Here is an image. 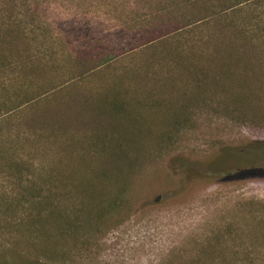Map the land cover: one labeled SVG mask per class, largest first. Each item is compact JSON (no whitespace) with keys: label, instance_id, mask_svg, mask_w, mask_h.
Masks as SVG:
<instances>
[{"label":"rangeland","instance_id":"374dc122","mask_svg":"<svg viewBox=\"0 0 264 264\" xmlns=\"http://www.w3.org/2000/svg\"><path fill=\"white\" fill-rule=\"evenodd\" d=\"M216 1L0 0V142L55 195L60 264H264V0Z\"/></svg>","mask_w":264,"mask_h":264},{"label":"trees","instance_id":"16d2710c","mask_svg":"<svg viewBox=\"0 0 264 264\" xmlns=\"http://www.w3.org/2000/svg\"><path fill=\"white\" fill-rule=\"evenodd\" d=\"M260 1L262 0H217L213 7L217 8L218 12L214 14L218 15L219 11L226 13L229 11V8L234 9L240 7L241 9L244 6H249V3L256 4ZM146 2H150L149 4L153 5L152 13L158 15L162 13L166 18L176 19V21H180L177 19V14L184 7H194L192 5L198 4L200 11L196 14H202V16H207V11L209 10L205 5L207 0H146ZM228 4L231 5L228 7ZM182 19H189L184 12ZM189 25L190 23L184 22L179 28L183 29ZM158 38L159 36L151 39L148 43L151 44L152 41ZM235 82L236 92L242 98L238 104H245L244 100L246 98L251 100L257 97L253 96V93L251 94L250 91L247 94L244 91V88L251 87V84L246 82L245 77L244 79L237 78ZM8 114L9 111H2L0 113V121L5 120ZM8 152V146L0 142V176L3 177L5 182L9 183V187L11 184V193L10 191L8 193L4 192L3 190L0 191V196L7 198L9 194V198H14L15 201L12 207L8 206V208H4L3 213L10 212L14 215L16 212L19 215H12L11 221H8V219L6 224L2 225V228L5 230L8 229L9 235L7 239L0 242V264H60L59 260H57L58 252L56 248L58 243V230L60 228V214L58 212V203L55 195L51 188L46 189V187H43L44 180L41 177L40 179L37 178L35 182L32 180L27 184L31 179L25 177L21 159L17 160L16 157H11ZM187 166H184V168H187ZM0 207H2L1 204ZM22 207L25 208L23 212H20V208ZM85 216L88 218L87 214ZM68 226L70 225L68 224Z\"/></svg>","mask_w":264,"mask_h":264}]
</instances>
